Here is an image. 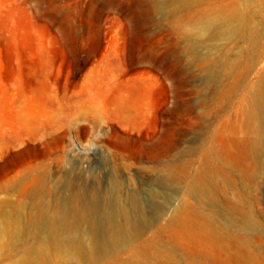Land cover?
Segmentation results:
<instances>
[{
    "label": "rangeland",
    "instance_id": "rangeland-1",
    "mask_svg": "<svg viewBox=\"0 0 264 264\" xmlns=\"http://www.w3.org/2000/svg\"><path fill=\"white\" fill-rule=\"evenodd\" d=\"M180 1L165 0L161 11L159 0H0V223L6 214L34 217L35 203L49 212L74 190L81 206L117 182L119 199L143 204L146 221L153 218L152 204L163 202L153 197L156 188L164 198L177 196L175 204L184 205L191 218L195 208L211 214L215 226H241L242 214L224 210L240 194L261 230L247 239L257 263L264 264V160L247 179L228 169L229 199L221 194L217 204L201 203L188 191L205 167L211 137L228 120L234 123L244 85L257 81L264 62L237 81L236 90L230 91L226 75L207 85L204 62L186 51L183 28L234 0H187L171 11ZM209 43L197 52H206ZM167 163L178 166L181 183H159ZM39 182L43 189L33 199ZM152 226L116 262L102 264H131L129 258L141 247L153 250L150 245L167 260L191 263L186 245L173 247L166 220ZM32 246L21 241L11 248L1 235L0 264H12ZM208 252L210 264H241L215 249ZM193 260L206 264L204 258Z\"/></svg>",
    "mask_w": 264,
    "mask_h": 264
},
{
    "label": "bare ground",
    "instance_id": "bare-ground-1",
    "mask_svg": "<svg viewBox=\"0 0 264 264\" xmlns=\"http://www.w3.org/2000/svg\"><path fill=\"white\" fill-rule=\"evenodd\" d=\"M164 2L159 0L161 11L165 8ZM263 2L234 0L230 7L216 10L214 16L203 12L185 24L186 51L195 55L200 64L204 62L202 67L206 72L207 85L226 75L231 80L230 91L236 90L237 81L246 78L250 71L258 69L264 62V17L259 16L260 9H264ZM186 4L187 0L180 1L171 11ZM206 42H210L207 51L197 52V47ZM237 42L241 44L233 51ZM223 48H232L234 53L228 54ZM244 90L234 123L230 124L228 120L211 137L212 147L204 154L205 167L188 184L189 193L208 206L219 203L221 194L227 197L226 187L233 183L227 177L228 169L247 179L254 167L259 169L264 160V72L258 73L254 84L245 83ZM229 104L232 106L231 99ZM160 171L158 181L161 185L173 186L183 180L175 163L164 164ZM43 185L44 182L36 185L33 199L39 197ZM67 186H62L65 193ZM154 189L153 197L162 198L163 202L152 204L153 222L150 219L146 221L143 204L132 198L128 206L119 199L118 183L115 182L109 193L89 195L81 206L75 203L78 191L74 190L57 199L49 212H46L47 205L35 203L33 207L37 211L32 218L12 219L6 214L0 223V236L9 238L11 248L21 241L24 244L32 241L33 246L25 248L21 257L12 264H102L116 262L119 253L139 242L143 234L153 229L155 221L166 220L173 247L186 245L193 255L189 264H196L194 257L204 258L206 264H210V248L227 254L237 263L259 264L247 238L261 230L247 211L246 196L234 194L232 199L227 197L229 204L224 208L228 214H242L241 226H215V218L211 214L194 208L191 218L187 216L184 205L175 204L177 196L172 194L164 198L160 189ZM132 210L139 220L133 218ZM237 229L238 233H232L231 230ZM181 239L190 242H181ZM150 246L153 250L139 248L129 258L131 264H149L153 259L157 264H177L171 258V261L167 260L154 245Z\"/></svg>",
    "mask_w": 264,
    "mask_h": 264
}]
</instances>
